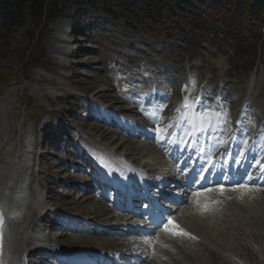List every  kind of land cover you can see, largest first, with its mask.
Here are the masks:
<instances>
[{
    "label": "rangeland",
    "instance_id": "obj_1",
    "mask_svg": "<svg viewBox=\"0 0 264 264\" xmlns=\"http://www.w3.org/2000/svg\"><path fill=\"white\" fill-rule=\"evenodd\" d=\"M151 1L162 8V3ZM256 1L247 0L250 4ZM191 2L198 8L195 0ZM13 4L14 0H0V87L7 82L10 74L17 73L19 76V81L10 83L0 96V168L8 164L14 167L12 183L26 176L30 179L31 189L39 182L45 184L46 194L55 203L77 214H87L103 221L106 208L92 200L90 195L80 199L77 188L69 184L72 172L65 161L75 158L74 151L70 147L65 150H60L57 145L55 147L50 135L52 130L47 125L65 123L67 140L78 137L77 141L79 139L87 144L95 136L82 127L86 123L84 117L71 109V104H63L62 110L58 105L70 101L71 97L66 95H76L79 91L96 93L98 98H107L119 104L129 96L126 87L134 85L136 81L143 84L150 81L157 92L166 89L164 103L176 108L164 116L165 121L161 115L157 120L158 123L163 121L167 124L174 118L177 127L175 135L189 126L187 113L184 116L177 113L178 100L182 93L196 89L199 78L204 81L198 90L201 98L191 120L197 117L201 121L200 130L204 128L207 137H227L228 122L237 117V109L245 98L247 103L243 105L242 118L245 125L240 131L250 132L252 125L259 123L260 132L258 137L256 133L250 136L251 147L244 146V149L249 151L257 166L261 165L264 157V40L256 47L247 49L246 44L251 42L249 37L237 41L223 25L212 23L202 29L204 25L196 22L191 29L183 21L169 20L171 15H165L164 19L158 16L139 19L128 5L88 7L81 13L78 30L73 31L70 20L62 14L45 24L42 30H36V17L29 5L25 6L26 15L22 23L6 21V10ZM76 12L72 10L67 13L72 17ZM217 29L220 33H217ZM38 38L51 60L52 67L48 70L37 68L29 55ZM193 41L197 42V46L192 49ZM75 46L80 48L77 50ZM239 46L243 47L240 48L241 54L236 52ZM207 68L212 73L204 75ZM190 72L193 73L192 77ZM93 102L96 101L84 96L76 108ZM123 107H126V103L120 104V108ZM148 108L149 105H143L139 109L144 119L149 116ZM202 116L210 117L211 128L208 127L209 121L201 120ZM87 124L109 140L120 135L118 129L115 133H111L110 129H99L96 120ZM157 126L148 125V130L152 131L151 137L168 139L169 134L160 135ZM136 142L146 143L145 140L133 143L129 140L121 144L126 151L136 152L137 157H141L146 150L150 151L151 147L145 149ZM236 145L239 148L238 142ZM152 161L150 167L159 171L162 164L158 160ZM81 176L86 175L76 174L78 178ZM237 195L235 193L233 198L222 199L224 203L219 213L214 208L213 212L218 218L214 217L216 221L213 220L212 227L204 224L212 221L207 218L208 215L195 216L203 222L208 235L201 230L198 232L193 222L185 217L184 214L190 213L185 210L192 206L186 203L185 208L175 215V220H184L188 235L175 242L173 253L168 254L172 258L164 264H264V192L252 193L251 196L256 199L250 198L247 202H241ZM247 210L250 212H245ZM105 215L107 217L108 213ZM26 220L16 224L19 230L25 226ZM51 229L55 239L52 237L50 240L55 247L89 245L96 248L110 244L108 236L97 237L78 232L68 235L64 229ZM19 233L22 231L16 232L17 238H20L18 245L23 240L27 244L29 236L21 239L22 234ZM111 243L115 245L114 240ZM157 262L163 264L159 259ZM143 264L157 263L148 260Z\"/></svg>",
    "mask_w": 264,
    "mask_h": 264
},
{
    "label": "trees",
    "instance_id": "obj_2",
    "mask_svg": "<svg viewBox=\"0 0 264 264\" xmlns=\"http://www.w3.org/2000/svg\"><path fill=\"white\" fill-rule=\"evenodd\" d=\"M154 1L158 4L162 3V8L153 5L151 0H130V2L128 0H14L13 6H9L6 10L5 19L12 24L22 23L26 15L25 6L29 5L36 17V30L43 29L45 24L61 14L70 20L72 26L77 27L75 20L86 7L96 8L105 5L124 7L128 5L139 19L157 16L164 19L165 15H171L169 20L183 21L189 27L194 26L196 22L204 25L202 29L212 23L223 25L228 33H233V38L237 41L240 38L242 41L245 36H248L252 43L246 44L247 49L256 47L261 40H264V0H257L253 4L248 3L247 0H195L198 8H195L191 0ZM237 6L240 8L238 9ZM72 10L77 12L70 17L67 12ZM217 33H220L218 29ZM40 40L33 45L29 55L36 65L48 68L49 60ZM240 48L243 47L236 48V52L241 54Z\"/></svg>",
    "mask_w": 264,
    "mask_h": 264
},
{
    "label": "bare ground",
    "instance_id": "obj_3",
    "mask_svg": "<svg viewBox=\"0 0 264 264\" xmlns=\"http://www.w3.org/2000/svg\"><path fill=\"white\" fill-rule=\"evenodd\" d=\"M92 42V41H91ZM128 97V96H127ZM135 103L137 104V103H139V101H135ZM106 137V136H105ZM107 138V137H106ZM140 140H138V142H139ZM137 143V142H136ZM135 143V144H136ZM123 146V144H120V147H122ZM143 149V148H142ZM160 155V154H159ZM158 158H162V160L163 161H165L164 160V158H163V156L161 155V156H159ZM13 175H14V167L11 165V164H8L7 166H2L1 168H0V206L2 205L3 207H4V209H6V213H7V215L8 216H6V219L8 220V227H7V230H6V240H7V244H8V239L10 240V234H9V232H11V227L12 226H15L17 223H19L20 221H16L17 219H20V218H16L15 219V221L16 222H14V217L19 213V211L21 210V207H22V205H23V203H24V201H22V202H20V200L18 199V198H22V196H23V192H20V190L19 189H16V190H14V194H13V197H11L9 200H7V193H8V191H10V183H12V179H14V177H13ZM235 195V194H234ZM91 199H92V197H91ZM87 200V199H86ZM93 200V199H92ZM231 200V199H230ZM241 202H247L248 200H246V199H244V200H241V199H239ZM14 201H17V203H14ZM255 201H257V200H255ZM259 204H260V202H259ZM259 204H257L256 203V205H258L259 206ZM242 205V204H241ZM250 205V204H249ZM242 206H244V205H242ZM248 206V205H247ZM255 206V205H254ZM253 207V206H252ZM257 207V206H256ZM255 207V208H256ZM260 207V206H259ZM243 210H244V208L243 207H241ZM261 210H262V208H260ZM29 212H32V210H30L29 209ZM245 212H250V210H247V211H245ZM254 212V211H253ZM256 212H260V210H256ZM108 213V216L106 217V220H112V219H115V215H112V213L110 212V211H107L106 212V214ZM12 214L14 215V217L12 216ZM252 214V213H251ZM255 213H253V215H254ZM257 214V213H256ZM263 214V213H262ZM195 215V214H194ZM105 216V215H104ZM252 216V215H251ZM257 216H259V214L258 215H256L255 216V218L257 217ZM198 217H200V216H198ZM198 217H195V216H192V217H189V220L190 221H192L193 222V224H194V227H195V229L198 231V232H201V231H203L204 232V234L205 235H208V233H207V231H205V227L203 226V222H200V220L198 219ZM253 217V216H252ZM263 217V216H262ZM216 218V217H215ZM218 218V217H217ZM254 218V217H253ZM210 220H212L211 222H208L207 221V223H204V224H206L207 225V227H208V225L210 226V227H212V225H213V216L211 217V218H209ZM254 220V219H253ZM45 221H48V220H46V218H45ZM102 221V220H101ZM214 221H216V219L214 220ZM218 221V220H217ZM259 221H260V218H259ZM261 222V221H260ZM16 223V224H15ZM33 225V224H32ZM11 226V227H10ZM23 227V226H22ZM206 227V228H207ZM33 228H35L34 227V225H33ZM201 230V231H200ZM109 231V230H108ZM202 232V233H203ZM14 233V232H13ZM207 237V236H206ZM114 241H115V245H121V244H123L124 242L123 241H117V240H115L114 239ZM174 251V250H173ZM173 251H171V252H173ZM15 253H16V251H15ZM32 255H33V252H32ZM172 258V257H171ZM17 259H19L18 257H15V261L17 260ZM171 260V259H170ZM20 261V260H19ZM15 263V262H14Z\"/></svg>",
    "mask_w": 264,
    "mask_h": 264
},
{
    "label": "snow or ice",
    "instance_id": "obj_4",
    "mask_svg": "<svg viewBox=\"0 0 264 264\" xmlns=\"http://www.w3.org/2000/svg\"><path fill=\"white\" fill-rule=\"evenodd\" d=\"M193 103H195V101H193ZM183 107L184 108H188L190 107V103H189V100L187 98H185V101H184V104H183ZM201 120L202 121H209L208 123V127L211 128V123H210V117H207V116H202L201 117ZM205 129L204 128H201V131H204ZM0 221H2V216H0ZM178 227V226H177ZM176 234H183V235H188V233H183L182 231L180 233H176Z\"/></svg>",
    "mask_w": 264,
    "mask_h": 264
}]
</instances>
